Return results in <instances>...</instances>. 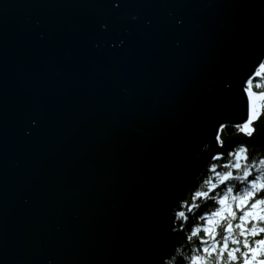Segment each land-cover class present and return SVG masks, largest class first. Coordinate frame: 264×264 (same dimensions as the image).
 I'll return each mask as SVG.
<instances>
[{"label": "water", "instance_id": "water-1", "mask_svg": "<svg viewBox=\"0 0 264 264\" xmlns=\"http://www.w3.org/2000/svg\"><path fill=\"white\" fill-rule=\"evenodd\" d=\"M261 59L264 0H0V264H165Z\"/></svg>", "mask_w": 264, "mask_h": 264}, {"label": "snow or ice", "instance_id": "snow-or-ice-1", "mask_svg": "<svg viewBox=\"0 0 264 264\" xmlns=\"http://www.w3.org/2000/svg\"><path fill=\"white\" fill-rule=\"evenodd\" d=\"M261 74L264 59L257 62L242 84L247 112L237 129L248 137L254 136L257 123L264 117V91L254 90V80ZM216 139L225 143L219 136ZM227 154L234 159L225 161L226 170L217 171L218 165L211 164L215 180L205 182L207 190L193 193V199L208 200L209 192H214V206L196 217L204 221L202 224L191 227V235L198 237L200 244L188 264H264V154L254 177L252 168L244 163L250 159L246 144ZM222 155L225 153L218 152L217 159ZM236 183L240 185L238 190H234ZM196 207L195 203L188 205L189 211ZM179 217L186 219L185 212L180 211Z\"/></svg>", "mask_w": 264, "mask_h": 264}, {"label": "trees", "instance_id": "trees-1", "mask_svg": "<svg viewBox=\"0 0 264 264\" xmlns=\"http://www.w3.org/2000/svg\"><path fill=\"white\" fill-rule=\"evenodd\" d=\"M263 76H259L258 79L254 80V90L256 91H264L263 87ZM226 131L229 134H234L238 131L237 126H228L226 127ZM239 146L231 149L227 153L235 151ZM248 153L250 159L244 162L247 166L256 167L258 160L264 151H259L253 146H248ZM222 155L220 159H217V156L211 161L208 168L203 172L200 176L196 184L194 185L193 190L187 195V197L182 201L181 206L179 209L175 211L176 213V227H175V240L177 245L174 249L172 255L166 260V264H188L190 257L192 254L196 252L199 247L200 241L198 237L191 235V227L195 224H202L204 221L202 219H198L196 217L201 216L204 211H210L214 206L211 197L214 195V192H209L210 199H193V193L198 190H207L206 181L215 180L214 173L212 172L210 165L217 164V171H224L225 168V161L226 160H233L234 157L231 155ZM255 173L258 171L253 172V177ZM235 183V182H234ZM223 186H221L222 188ZM240 187L239 183H236L235 189L238 190ZM195 203L198 207L193 208L189 211L188 205ZM184 211L186 214V219H181L179 217V212ZM186 237H191L190 239H186ZM259 238V237H257ZM211 243V240L208 241Z\"/></svg>", "mask_w": 264, "mask_h": 264}, {"label": "bare ground", "instance_id": "bare-ground-1", "mask_svg": "<svg viewBox=\"0 0 264 264\" xmlns=\"http://www.w3.org/2000/svg\"><path fill=\"white\" fill-rule=\"evenodd\" d=\"M227 126H232V125H227ZM221 144H222V143H221ZM259 151H264V150H259ZM216 156H217V155H216ZM216 156H215V157H216ZM215 157H214V158H215ZM214 158H213V159H214ZM208 166H209V165H208ZM208 166L206 167V169L208 168ZM206 169H205V170H206ZM205 170H204V171H205ZM202 174H203V173H202ZM197 181H198V180H197ZM197 181H196V182H197ZM196 182L194 183V185L196 184ZM193 188H194V186L190 189V191L187 193V195L193 190ZM187 195H186V197H187ZM182 201H183V200H182ZM182 201H181V203H182ZM181 203H180V206H181ZM179 208H180V207H179ZM179 208H177V209H179ZM177 209L174 210V214H175V224H174V228H173V230H172L173 233H174V241H175L174 243H175V245H174V247H173V249H172L170 255L164 260V263H165V264H166V260L172 255V253L174 252V249H175V247H176V245H177V242H176V240H175V227H176V213H175V211H176Z\"/></svg>", "mask_w": 264, "mask_h": 264}, {"label": "rangeland", "instance_id": "rangeland-1", "mask_svg": "<svg viewBox=\"0 0 264 264\" xmlns=\"http://www.w3.org/2000/svg\"><path fill=\"white\" fill-rule=\"evenodd\" d=\"M263 79H264V75H263ZM263 87H264V82H263ZM232 126H237V125H232ZM226 127H228L227 125L225 126V127H223L224 128V130H225V132L228 134V135H233V134H229L227 131H226ZM237 132H239V131H237ZM235 134V133H234ZM242 145V144H241ZM237 146H240V145H237ZM236 147V146H235ZM234 147V148H235ZM252 168V173L254 172V170L255 171H258V169H257V167H251ZM256 174H258V173H255V175ZM200 178V177H199Z\"/></svg>", "mask_w": 264, "mask_h": 264}]
</instances>
